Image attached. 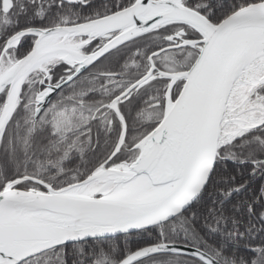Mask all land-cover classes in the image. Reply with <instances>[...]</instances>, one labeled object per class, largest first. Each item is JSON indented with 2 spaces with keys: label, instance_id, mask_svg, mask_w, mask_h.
<instances>
[{
  "label": "trees",
  "instance_id": "1",
  "mask_svg": "<svg viewBox=\"0 0 264 264\" xmlns=\"http://www.w3.org/2000/svg\"><path fill=\"white\" fill-rule=\"evenodd\" d=\"M261 0H181L211 23L230 11ZM134 0H9L0 6V53L14 33L28 29L71 26L94 20L131 5ZM114 34L81 48L93 52ZM192 27L167 23L110 50L48 100L36 118L34 96L45 84L56 85L71 74L63 62L46 68L47 75L30 74L20 88L0 137V191L11 182L22 190H54L79 182L104 164H129L133 146L162 117L168 79L155 71L139 86L111 102L149 68L148 56L184 40L199 38ZM33 36L19 39L6 50L15 60L31 48ZM199 46L166 50L151 57L156 70H186ZM167 55V59L164 57ZM182 84L170 91L173 100ZM6 88L0 93V107ZM264 96V84L255 89ZM33 102V103H32ZM123 123V138L113 153ZM111 156V157H110ZM110 159L108 160V158ZM264 124L244 132L217 149L208 180L195 200L171 220L131 234L87 240L49 249L19 264H116L142 247L172 243L196 248L219 264H264ZM132 264H203L180 254H154Z\"/></svg>",
  "mask_w": 264,
  "mask_h": 264
},
{
  "label": "water",
  "instance_id": "2",
  "mask_svg": "<svg viewBox=\"0 0 264 264\" xmlns=\"http://www.w3.org/2000/svg\"><path fill=\"white\" fill-rule=\"evenodd\" d=\"M8 7L9 0H4V8ZM167 23L188 25L200 37L150 54L146 73L111 102V108L118 115L116 101L141 85L152 72L168 79L161 119L133 146L137 155L125 165L129 177H147L146 185L158 192L143 199L96 198L66 192L90 183L94 173L104 164L83 180L57 190L32 178L25 180L43 191L18 189L14 186L19 181L11 182L0 191V264H19L62 245L111 238L158 226L183 212L200 194L214 166L217 149L223 145L219 142L220 121L228 90L253 43L251 33L264 30V0L240 6L215 23L183 6L181 0H134L121 10L77 25L20 30L7 38L4 52L15 47L22 37L33 36L34 40L30 50L0 78V93L7 88L8 94L10 83L21 79L17 100L23 82L36 70L43 56V51L36 49L46 37L58 35L83 39V47L94 39L114 34L93 52L79 54L78 60H60L74 70L58 84H46L36 93L33 114L36 118L55 92L101 56ZM193 45H198L199 49L186 70L159 71L151 61V57L166 50ZM43 72L46 76L47 72ZM179 80H182L181 87L171 101L169 93ZM258 83L264 84V76ZM13 108L5 118L0 114V137ZM119 120L122 131L111 156L123 138L124 127L120 117ZM262 124L264 121L247 130ZM169 253L188 256L203 264H219L196 248L172 243L142 247L116 264H132L146 256Z\"/></svg>",
  "mask_w": 264,
  "mask_h": 264
},
{
  "label": "bare ground",
  "instance_id": "3",
  "mask_svg": "<svg viewBox=\"0 0 264 264\" xmlns=\"http://www.w3.org/2000/svg\"><path fill=\"white\" fill-rule=\"evenodd\" d=\"M253 43L250 45L249 49L246 51L243 59L241 60L240 66L242 65V70L240 71L241 81H238L237 84H241L243 82L253 86L257 78L254 76V73L249 71L246 72L247 65L255 64L256 66H262V60L264 59V30H256L252 33ZM59 37L58 35H50L43 39L42 42L37 46V51L42 52V57L39 63L36 65V69H41V67L48 61L53 59L63 60L66 62H73L78 60L79 54L77 52L79 45H69L64 43V41L56 43L55 39ZM240 69V68H239ZM237 69L236 75L239 72ZM0 74V78L4 75ZM234 77V78H235ZM21 82V79H16L10 83L9 91L7 94V100L4 104V107L1 112V117H6L12 107L14 106L16 95L18 92V87ZM225 111V110H224ZM232 111L229 109L225 111V122L233 123L237 125V129L233 132L226 134L225 139L228 140L236 136V134L241 130H246L250 128L252 125L260 122L254 121L250 117L244 119L234 120L231 115ZM264 121V117L263 120ZM121 171L118 170V167L111 168L109 170L103 171L99 168L95 173L91 182L93 181H103L104 183L99 188L88 189L87 186L83 185L80 187H76L73 189H68L66 192L74 195H87L92 192H101L103 194L107 191V186L111 183L114 184V188L111 190V196L113 198H146L149 196L155 195V190H150L147 184V177H137L131 178L129 177L128 169L123 166L121 167Z\"/></svg>",
  "mask_w": 264,
  "mask_h": 264
},
{
  "label": "rangeland",
  "instance_id": "4",
  "mask_svg": "<svg viewBox=\"0 0 264 264\" xmlns=\"http://www.w3.org/2000/svg\"><path fill=\"white\" fill-rule=\"evenodd\" d=\"M1 8H4V6H1ZM62 41H64V43L69 44V45H79L77 52H78V54H83L81 51V48H82L81 41L79 39L62 38V37H57L55 39L56 43H59ZM3 48H2V51L0 53V74L7 72L11 68V66L18 60V59L15 60L12 56L7 54L6 51L4 52ZM165 59H167V55L164 57V60ZM55 62H60V60H58V59L50 60V61L46 62L41 67V69H36L31 74H34V73L44 74L43 71H46L47 66L51 65ZM239 68H240L239 72L236 75V77L234 78V80L232 81L230 88L228 90V95H227V98H226V101L224 104L223 113H222V117H221L219 142L223 145L229 143L231 141V139L233 138L232 137V138H229L228 140H226L225 139L226 134H229V133L233 132L235 129H237L236 124L227 123L224 121L225 118H223V116L225 115V111H228L229 109H231V111H232L231 115H232V118L234 120H237V119L239 120V119H244V118L250 117L252 120L257 122V121L263 120V117H264V96L258 95L255 91L256 87L261 85L260 83H258V79H260L261 77L264 76V59L262 60V66L258 67L253 63L250 65H247V67H246V72H249V71L253 72L254 76L257 78V81L253 86H250L249 84H247L245 82H243L241 84H237L238 81L242 80L240 78V71L242 70V65ZM44 76H45V74H44ZM27 78L25 80H27ZM169 99H170V93H169ZM6 100H7V90H6V94H5V100L2 104V106L0 107V114H1V111L4 107ZM15 103H16V100H15ZM15 103H14V105H15ZM243 131L244 130L239 131L236 134V136L239 137L240 135H242ZM116 165H119V166H116ZM116 165H113L110 167H104L103 166V167H101V169L104 171V170H109V169L114 168V167H118V170L121 171L122 170L121 167L125 166L124 163H119ZM103 183H104L103 181L97 180V181L87 183L85 186H87L88 189L99 188V187H101V185ZM113 188H114V184L111 183L107 186V191L105 194L97 191V192L89 193L86 196H88V197L91 196V197H96V198H98V197H110L111 196V190ZM135 199H143V198H135ZM262 218L264 219V213L262 215Z\"/></svg>",
  "mask_w": 264,
  "mask_h": 264
},
{
  "label": "flooded vegetation",
  "instance_id": "5",
  "mask_svg": "<svg viewBox=\"0 0 264 264\" xmlns=\"http://www.w3.org/2000/svg\"><path fill=\"white\" fill-rule=\"evenodd\" d=\"M0 6H4V0H0ZM198 39V38H197ZM193 40H196V39H193ZM179 44V42L178 43H176V44H174V45H171V46H176V45H178ZM264 213V212H263ZM263 215V214H262ZM263 219V218H262ZM263 221H264V219H263Z\"/></svg>",
  "mask_w": 264,
  "mask_h": 264
}]
</instances>
